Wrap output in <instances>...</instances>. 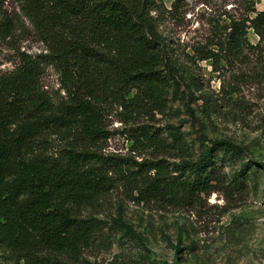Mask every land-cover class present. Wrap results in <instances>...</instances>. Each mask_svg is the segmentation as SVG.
Segmentation results:
<instances>
[{"label": "trees", "instance_id": "obj_1", "mask_svg": "<svg viewBox=\"0 0 264 264\" xmlns=\"http://www.w3.org/2000/svg\"><path fill=\"white\" fill-rule=\"evenodd\" d=\"M14 1L45 53L22 52L13 70L0 75L4 264H90L87 251L100 249L110 235L137 238L120 218L103 223L88 213L118 183L130 186L139 202L186 207L221 187L239 191L251 164L256 170L264 167L239 145L203 134L196 137L195 155L189 157L190 146L174 130L167 132L170 147L184 158L171 168L163 162L129 165L92 149L106 139V105L115 104L131 118L164 100L171 87L173 79L167 77L175 67L173 55L152 15L160 12L158 0ZM179 1L174 0V9ZM253 1L244 17L229 20L217 44L227 59L249 52L264 63V12L254 10ZM2 11L0 2V15ZM2 23V30H10L7 18ZM250 30L255 45L247 40ZM201 57L211 60L215 54ZM44 66L59 75L63 97L40 91ZM160 137L156 130L142 128L135 139L155 145ZM247 156L250 160L245 161ZM227 164L238 167L231 180L223 172Z\"/></svg>", "mask_w": 264, "mask_h": 264}, {"label": "rangeland", "instance_id": "obj_2", "mask_svg": "<svg viewBox=\"0 0 264 264\" xmlns=\"http://www.w3.org/2000/svg\"><path fill=\"white\" fill-rule=\"evenodd\" d=\"M0 75L13 70L22 52L44 54L33 26L14 0H0ZM159 13H152L158 32L173 55V79L165 99L150 105L145 113L126 118L124 109L109 103L103 109L106 139L93 150L126 160L129 165L163 162L171 168L183 154L170 147L167 132L181 134L195 155L196 137L229 140L244 148L264 165V63L262 57L245 52L239 59L220 55L221 43L231 18L244 17L249 0H158ZM253 9L264 12V0H254ZM4 18L10 30H2ZM247 40L257 43L248 31ZM215 54L203 60V53ZM166 71V68H164ZM163 70V71H164ZM174 82V83H173ZM40 91L59 99V75L43 67ZM155 131L158 144L136 141L141 129ZM54 140V141H53ZM56 140V141H55ZM61 144L57 139H51ZM162 142V143H161ZM168 144V145H167ZM250 160L247 156L245 161ZM236 165H225L231 180ZM246 172L245 187L231 192L224 187L200 195L195 204L172 207L160 202H139L137 193L118 183L97 207L88 213L103 223L120 218L137 238L110 235L100 249L87 251L90 264H264V167L253 164ZM153 173H150L152 176ZM105 227V226H104ZM178 250V252H177ZM0 264H4L0 260Z\"/></svg>", "mask_w": 264, "mask_h": 264}]
</instances>
